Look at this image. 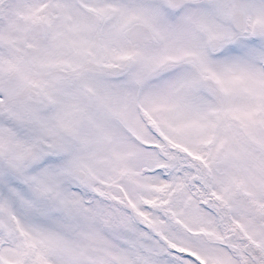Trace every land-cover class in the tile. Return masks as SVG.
I'll return each instance as SVG.
<instances>
[{
	"label": "snow or ice",
	"instance_id": "obj_1",
	"mask_svg": "<svg viewBox=\"0 0 264 264\" xmlns=\"http://www.w3.org/2000/svg\"><path fill=\"white\" fill-rule=\"evenodd\" d=\"M0 264H264V0H0Z\"/></svg>",
	"mask_w": 264,
	"mask_h": 264
}]
</instances>
